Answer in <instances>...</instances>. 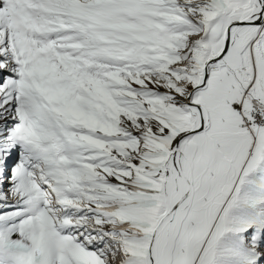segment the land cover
Listing matches in <instances>:
<instances>
[{"label":"snow or ice","instance_id":"obj_1","mask_svg":"<svg viewBox=\"0 0 264 264\" xmlns=\"http://www.w3.org/2000/svg\"><path fill=\"white\" fill-rule=\"evenodd\" d=\"M0 264H264V0H0Z\"/></svg>","mask_w":264,"mask_h":264}]
</instances>
